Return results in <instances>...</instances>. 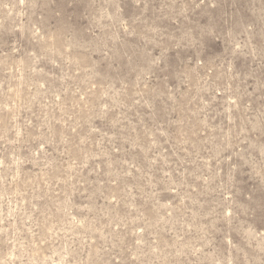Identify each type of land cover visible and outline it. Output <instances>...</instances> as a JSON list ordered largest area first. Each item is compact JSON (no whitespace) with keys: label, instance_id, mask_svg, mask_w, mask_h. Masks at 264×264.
<instances>
[{"label":"rangeland","instance_id":"obj_1","mask_svg":"<svg viewBox=\"0 0 264 264\" xmlns=\"http://www.w3.org/2000/svg\"><path fill=\"white\" fill-rule=\"evenodd\" d=\"M0 264H264V0H0Z\"/></svg>","mask_w":264,"mask_h":264}]
</instances>
